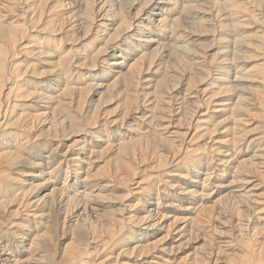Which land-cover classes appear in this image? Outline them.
Here are the masks:
<instances>
[{
	"label": "bare ground",
	"instance_id": "bare-ground-1",
	"mask_svg": "<svg viewBox=\"0 0 264 264\" xmlns=\"http://www.w3.org/2000/svg\"><path fill=\"white\" fill-rule=\"evenodd\" d=\"M8 1L0 0V15ZM41 1L33 8L38 9ZM125 1L105 0L97 5L91 18L96 20V12L100 17L96 23L100 29L93 34L97 46L86 47L83 56L77 53L75 68L93 71L97 62L99 72L81 75L78 84L65 79L73 74L67 65L70 53L57 57L49 53V48H60L57 39L41 32L39 41L37 36L27 40L23 26L0 24L4 45L15 48L22 41L26 58L32 53L54 57L44 66L55 73L44 90L40 83H32L33 87L16 83L26 71L22 72L3 96L0 264H264V194H257L264 189V132L242 148L251 137L247 124L253 115L248 109L254 101H261V105L255 104L264 118V59L249 70L239 67L240 56L247 58L249 51L251 56L261 57L253 52L264 50V0H242L259 14L246 13L238 0H218L222 19L218 4L212 5L210 0H159L153 8V0H148L138 13L144 6L150 11L136 26L120 20ZM93 4L90 0L68 3L75 10L70 13L73 28L91 29L85 18ZM29 10L25 8L24 13ZM43 12L37 18L39 10L33 12L32 20L39 21ZM198 23L219 33L218 59L212 68L199 61L202 58L196 50L185 46L189 25ZM255 23L259 28L249 29ZM57 26L50 20L44 30L55 36L60 30ZM239 28L245 31L237 32ZM129 40L136 44L132 46ZM52 41L56 43L52 45ZM3 52L0 48V59L6 60ZM183 61L197 75L187 77L185 88L179 91L176 87L181 82L176 80L183 76L171 68ZM205 70L214 71L213 82L194 93L193 77H201ZM5 81H0V87H6ZM94 86L102 89L101 95L111 91L123 101L122 119L112 121V126L127 119L133 123L111 132L100 126L95 133L91 125H75L68 110L78 100L83 105L84 96ZM15 92L16 101L34 98V102L20 105L14 100L13 105L9 99ZM99 93L94 90L92 95ZM141 96L140 101L137 97ZM219 98L223 99L211 112V100ZM204 104L211 115L197 117ZM182 111L189 113L183 115ZM175 116L180 117L174 120ZM192 132L191 142L207 138L213 143L204 141L205 145L192 149L189 143L186 148ZM81 135L84 140L68 145ZM64 140L68 144L62 145ZM217 156L221 159L216 160ZM98 160L104 165L96 169ZM150 160L156 164L149 165L155 172L141 176L143 165ZM214 165L222 166L220 174ZM18 169L28 171L13 172ZM167 169L170 171L165 172ZM102 208L114 209L101 219L98 212ZM254 216L257 223L251 226ZM87 217L93 219L90 224ZM86 223L92 226L87 228ZM67 225L73 234L53 235L65 231ZM56 243L58 261L51 253ZM92 256L95 261L90 260Z\"/></svg>",
	"mask_w": 264,
	"mask_h": 264
},
{
	"label": "rangeland",
	"instance_id": "rangeland-1",
	"mask_svg": "<svg viewBox=\"0 0 264 264\" xmlns=\"http://www.w3.org/2000/svg\"><path fill=\"white\" fill-rule=\"evenodd\" d=\"M38 1L39 0H9L8 3H6V5H5L6 7L4 8V11H2V13L0 15V24L3 27L9 26L11 24H19V25L23 26L21 28V30L25 31V32H23V36L27 40H29L31 36L32 37L37 36L38 38H35V40L39 41L40 40L39 38H41L42 33H44L42 36H45V35L47 36L48 35V36L53 37L54 39H57V41H58V44L57 45L60 48L53 49V51L49 48V50H50L49 53L52 54V55H55V57H57L58 55L59 56H62L63 54L65 56V55H68L70 53L69 58L67 59V61H68L67 62V65H68V69L73 74H71V76H68V77H67V75H65V79L67 81H69V83H71V84H78V83H80L78 77H80L81 75H83L85 73H88L87 74L88 76H90L89 73H92V74L93 73H95V74L97 73L98 74V72H99L98 71L99 63H97V62L95 63V65L93 67H91V68H95V70H93V71H90L87 68H75V67H77V63L79 62L78 61V59H79L78 56L79 55L80 56H83L85 54L84 52H82V50L85 51V48L86 47H88L90 49H94L97 46V44H94L93 43V40H94V37H93L94 35L93 34H95L97 32V30L100 29L99 26H96V23L98 21H100V17H99V14L96 12V16H97L95 18L96 20L92 21L91 18H92V14L94 13V11H97L96 10L98 8L97 5L100 2L105 1V0H90V3L94 1V4L91 5V7H88L87 10L85 8L86 13H87V16L85 18V20H86L85 22H86V25H88L89 27H91L90 30H88L86 28H83V27L82 28L80 27L81 29H79V28H73L74 25H75V22H73L74 20L71 21L72 18L70 17V15H71L70 13L72 11H75V10L73 8L74 6L73 7L72 6L70 7L68 5V3L69 2L76 1V0H59V1L56 0L55 2H53V0H42L40 3H38V4H40V6H38V9H36V8L34 9L33 8L34 7V3L38 2ZM147 1L148 0H126L125 2H123L124 3L123 5L125 7V10L123 12V16L120 17V20H123V18H124L125 20H127V23H129V24H132V23L134 24L135 23V26L137 24H139V22L143 18H146L147 11H150V7L153 8V6H154L153 3L154 2L155 3L160 2L159 0H153L152 3H150V7H147V9H146V6H144V8H143L144 10L142 9L143 10L142 13L139 14L138 13V10L141 8V6L145 5ZM210 2H211L212 5L218 4V0H210ZM238 2H239L240 5L242 3L243 6L246 7V9H247L246 13H248V12L249 13H252L253 12V14H259L260 13V11L259 12H255L254 11V8H252V6L250 4L244 5V1H242V0H238ZM254 5H255L254 7L256 8V4H254ZM219 6H220L219 4H218V7L216 6L217 7L216 10L217 11L219 10L218 11V14H219V17H220L222 15V12H220V9H219L220 7ZM28 7L31 10H29L25 14L24 13L25 12V8H26V11H27ZM38 10H39V13L36 16V18L40 14H42L41 13L42 10L44 11L43 12V16H42V18L39 19V21L34 22L33 21L34 19L32 20V18L34 16L33 15V12L38 11ZM156 12H159V11H156ZM136 14H139L140 16L137 18L135 16ZM220 18L222 19V17H220ZM258 18H259V16H258ZM50 20H51V22L57 23L58 24L57 28L60 29L56 33L55 36L53 35L54 33L51 35L50 34L51 32L49 30H48V32H47V30H44L45 28H47L46 26L49 25ZM263 20H264V18H263ZM249 21H251V19ZM221 24L222 23H219L218 26L220 27ZM256 24L257 23L252 24V26L249 29L259 28V27L256 26ZM124 26H126V25H124ZM263 26H264V23H263V25L261 27L263 28ZM186 27H188V25ZM186 30H187V28H186ZM187 31H186L185 37L189 34L188 35L189 37L188 36L186 37V40H188V39L189 40L185 44V46H187L186 49H188L189 51L196 50L195 52H197L198 54H200V56L202 58V60L200 59L199 61L201 63L203 62V65H205L206 67H208L209 65L211 66L210 68H212V66H215L216 65L215 62H217V59H218V55L217 56H215V55H216V53L219 50L218 47L220 46L219 45V42H218V39H219V37H218V34H219L218 31L212 30L211 26L210 25L208 26L205 23H203V24L202 23L201 24L198 23V25L197 24L196 25L195 24L194 25H189ZM227 31L228 30H226V32ZM244 31H245V29H242L241 30L239 28L237 32L243 33ZM193 35H196V36L193 37ZM61 38H63V39H62V43L60 45V39ZM26 39H25V41H27ZM129 41H131V40H129ZM19 43L21 44L22 41H19ZM27 43H29V42L27 41L26 44ZM55 43H56L55 41H52L51 42L52 45L55 44ZM251 43H252V41H251ZM253 43L257 44V42H253ZM20 44H19V46L18 45H15V48L14 47H11V46H6V45H4V42H3V40H2V38L0 36V48L1 49H4L6 51V52H3L4 55H7L8 56V58H6V60L0 59V81H2V80L5 81V79H6V81H5L6 82V87L5 88L0 87V109H1V107H2V109H3V107H5L6 102H4L5 99H4L3 96L6 95L7 88L12 83L13 84L15 83L14 82V79H15V77L18 74H21L22 72H25L26 71L24 73V75L20 77V78H22L21 81L19 80L16 83H18V84H24L27 87H31L32 86V83H40V85H42V89H44V90H45V86L48 85L47 84L48 83V80L49 79L50 80L51 79H55L54 78L55 73L54 72H50L49 67H47V66L45 67L44 66L47 61H50L49 60L50 58H54V57H52V56L49 57L47 55H46V57L44 55L38 56V55H35V54L32 53V54H30V56H28V58H26V53H24L25 52L24 49L22 50L23 45L20 46ZM130 44L132 46H134V44H136V41L135 40H132L130 42ZM238 48L240 49V47H238ZM244 51H246V50H244ZM263 51L264 50L258 51L257 52L258 54L253 52V54L255 56H258L259 55L261 57L251 56V53L249 51L247 53V56H248L247 58L241 59V57H243V56H240V59H239L240 60L239 67H241L242 69L249 70L253 66L259 64L260 63L259 60L260 59H264V56H262L264 54ZM77 53H80V54L77 55ZM239 54H241V52H239ZM184 63H185L184 61L181 64L175 63L174 66L175 65H177V66H175V67L173 66L171 68V70H176L180 75L183 76L182 79L176 80V81H180L181 82L180 84H178L180 88L178 87L177 82L174 83V84L177 85L176 88H178L179 91H182L185 88V86L187 84V77H189L193 73L195 75H197L196 74V70H194V71L192 70L193 69L191 67L192 65H188L186 63L187 64V66H186V64H184ZM181 65L183 66V68L180 67ZM27 66H29V67H27ZM189 66H190L191 69L189 68ZM162 67L165 68L164 63L162 64ZM177 68L179 70H177ZM181 68L186 73L183 70H181ZM96 69H97V71H96ZM207 69H209V68H207ZM180 70L182 72H180ZM70 72H69V75H70ZM152 72H154V69H153ZM172 72H171V74H172ZM4 73H5V78L2 79L1 78V75H3ZM160 73H161V71H159V74ZM181 73H183V74H181ZM10 75L12 76V78L9 79V80H7V78H10L9 77ZM214 75H215L214 71L212 72V70H211V72H210V71L205 70L204 74H202L201 77L200 76L193 77L194 78V82L192 84V86H193L192 87L193 88L192 90L194 91V93L202 92L203 89H205L207 87V85H209L210 83L213 82V80L211 78L212 77H215ZM87 80H89V79H87ZM173 81L171 80V83H169V86H168L169 88L171 86H173L172 85L173 84ZM209 88H212V87H209ZM91 89L92 90L90 91V94H86L84 96L83 99H84L85 102H84L83 105H79L78 102H80V101L77 98L78 101L74 102L73 105H72V107H71L72 109H69L68 110V115L71 116V117H74L73 119L76 121V124L75 125H79V124H84L85 126H87V125L90 126L91 125L92 126V129H90V130H91L92 133H95L97 131V128H99L100 126H104L105 125V127L107 128V129L106 128L105 129L108 130L109 132H111L112 129H115L116 127H119L122 124H123L122 127H126L127 125L133 123V120L132 119H127V120H125L124 123H121L120 124V123H117L116 122L115 123L116 125L112 126V124H113V123H111L112 121H114L116 119H119V120L122 119L121 117L123 116V113L125 111L124 107L122 106L123 105V101L119 99L120 97H118V98L115 97V94L116 93H114V92L109 91V93H104L103 95H101V90L102 89L95 88V86L93 88H91ZM94 90L95 91L97 90V93L98 92H100V93L93 96L92 94H93ZM211 90H213V89H211ZM2 91H3L4 94L2 93ZM137 91H140V90L137 89ZM15 97H16V92L14 94H12L10 96L11 99H9V102L10 103H13V105L16 104V103L17 104H20V105L21 104L23 105V104H31V103L34 102L33 101L34 98L29 99L30 101H26L27 99L16 101L17 99ZM137 98H139L140 101H141V99H144V98H142V96L141 97H137ZM223 98L226 99L227 97H223ZM223 98H219V99H216V100L212 99L213 101L211 100V105H210V111L211 112H212V110H215V108H217V107H215V106H217L216 105L217 102L220 99H223ZM14 100L16 101V103L13 102ZM99 101H101V102H99ZM255 103L256 102L254 101L252 103V104H254V106H250V109H248V110H250V112L253 115V117L250 118L249 123L247 124L248 125V129L247 130L250 131L249 132L250 135H248V137L249 136H251V137H249V138L247 137L248 140H247V142L244 143L245 145H243L242 148H244V147L247 148V146H249L248 143L251 142V140L258 139L259 138L258 135L264 132V125H261V121H263V119H264L263 118L262 109H261V107H257L258 105H261V101H257V103H259L258 105H256L257 103L256 104ZM205 104H207V103H205ZM205 104L203 105V108L201 110V113L197 117H200L204 113H209L211 115V112L209 110H207V107H205ZM78 106H79V108H77ZM184 111H182V112H184ZM188 113L187 112H184L182 114L183 115H185V114L187 115ZM92 116L94 117V119H96L95 120L96 123L95 122H92V120H91V117ZM179 117H176L175 116L173 119L176 120ZM184 120L188 121L189 118L188 119H184ZM38 129H39V127L37 128L36 132L38 131ZM195 131L196 130H194V133H195ZM194 133L192 132V134L189 136L188 140L185 142V145L184 146L186 148H188L189 145L192 146V147H190V149H192L193 147L196 148L199 145H205V142L206 141L207 142H210V143H213L212 140H209L207 138H206V141L204 139L205 142L204 141H201V140H198L199 142L198 141L191 142L190 139H191V137H192V135ZM84 138H85V136L84 135H81L79 137H75L73 140H71V142L69 144L67 143L69 140H67V141L66 140L61 141V143L63 145L66 142L68 145H70V144L73 143V141H75V140H78V141L81 140L82 141V140H84ZM85 140H87V139H85ZM189 143H191V144H189ZM187 144H189V145H187ZM257 144H260L259 141L257 142ZM207 146H210V145L208 144ZM252 146L254 147L255 145L252 144ZM51 147H52V149H55L56 148V146H51ZM228 154L230 155L231 152H228ZM210 156H213V154L210 155ZM215 158H216V160L217 159L218 160L221 159V157H218V156L215 157ZM98 161H99V163H97V164H98L99 167L97 166L96 169L97 168H100L101 166L104 165L103 162H100L102 160H98ZM153 163L154 162L152 160L147 161V163H145V165H143V167H142L143 170H144V171L141 172L142 175H141V173H139V175L143 176L144 174H151V172H155L156 169H152L151 168L153 165L156 167V164H153ZM149 165L151 166L150 168H149ZM218 165H219V162H218ZM137 167L140 168L141 166H137ZM214 167H216V169L218 170V171H215V172L218 173V174H220L219 171L221 170L222 166L220 167V166L214 165ZM20 170L21 171H28V169H20ZM20 170L18 169L17 171H13V172H15V173L17 172V174H18ZM141 170L142 169H140V171ZM172 170H174V169L172 168ZM167 171H170V170L167 169L165 172H167ZM13 177L14 178H19L18 176H15V175H13ZM62 177H64V175H62ZM166 179L168 181V178L167 177H166ZM253 180H256V179H253ZM161 184L162 183H160V185ZM162 185L160 187H162ZM257 194H264V189L262 191L260 190ZM32 195L34 196V192H32ZM124 195H125V193H124ZM124 195H121V196H124ZM259 198H263V196H260ZM14 204L17 205L18 203H14ZM253 206L258 207V205H253ZM12 209H15V208L13 207ZM113 209L112 208L111 209L102 208L101 211L98 212L100 214L99 217L101 219L107 218L108 217L107 215H109V216L111 215L110 210H113ZM105 210H107V211H105ZM9 213H10V211H9ZM102 213H103V215H102ZM106 213H107V215H105ZM92 220L93 219H89L88 217L86 218L87 223L91 222ZM252 220L254 222L251 224V226H254V224L257 223L256 216H254V219H251V222H252ZM89 224L86 225L87 228H89V226H92V224L91 225H89ZM102 224L103 223H101V225ZM98 225H100L99 222L98 223H94V225H93L94 229H96V227ZM67 226L65 227V231L68 229L67 230L68 233L65 232V231H61L59 233L55 231V233H53V235L56 236V234L57 235L58 234L59 235L65 234L67 236V235L73 234V232H71L69 226L68 227ZM93 227H92V229H93ZM61 229H63V228L61 227ZM59 241L60 240H58V242ZM58 247H59V244L56 243V248L54 250H52V252H51L52 255L55 254V256H56L55 257V261H58L59 260V257H58L59 249H57ZM98 255L99 254H97V256ZM95 257H96V255H95ZM95 257L92 256L90 258V260L93 259L92 261H95L94 260ZM96 259H99V257L98 258L96 257ZM104 264H110V261L107 262V263H104Z\"/></svg>",
	"mask_w": 264,
	"mask_h": 264
}]
</instances>
